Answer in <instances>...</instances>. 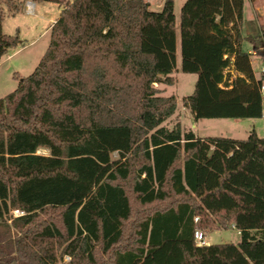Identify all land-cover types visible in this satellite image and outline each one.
Masks as SVG:
<instances>
[{
	"label": "trees",
	"instance_id": "16d2710c",
	"mask_svg": "<svg viewBox=\"0 0 264 264\" xmlns=\"http://www.w3.org/2000/svg\"><path fill=\"white\" fill-rule=\"evenodd\" d=\"M24 1L0 0V59L19 43L2 34V6L14 16ZM243 1L180 9V71L196 75L181 102L195 121L262 118ZM149 7L66 3L37 67L0 99V264H264V138L163 126L177 107L159 88L174 85V2ZM231 225L237 244L195 245L196 228Z\"/></svg>",
	"mask_w": 264,
	"mask_h": 264
},
{
	"label": "rangeland",
	"instance_id": "374dc122",
	"mask_svg": "<svg viewBox=\"0 0 264 264\" xmlns=\"http://www.w3.org/2000/svg\"><path fill=\"white\" fill-rule=\"evenodd\" d=\"M150 5L151 11H157L159 4L165 0H144ZM175 4V20H176V68L172 73L174 85L170 87L159 86L162 91V96H175L177 99V107L175 114L163 123L167 129H172L177 123H180L184 131L192 130L197 136L208 137H223L246 139L249 133L256 131L258 136L264 138V110L260 119H216V120H197L195 121L190 112H187L181 100L191 95L196 81V75L183 74L180 71V47H179V17L180 9L186 0H172ZM62 8L65 4H62ZM41 8V9H40ZM57 5L41 3L37 5V10L34 15H29L24 12V9L12 16L6 7L2 6L3 22L2 34L7 36H17L19 43L16 47L10 48L0 59V99L9 93L13 92L18 85V81L29 76L37 67L41 57L48 47L50 36L49 30L51 23L59 16H55L52 21H49L55 15ZM41 12V13H40ZM40 17H43L41 19ZM245 18L253 22L254 15L251 9L249 0H245ZM242 50L246 53L253 50V47L248 42H243ZM251 68L257 76L260 69L258 59L251 57ZM231 68L224 71V78L229 84L235 78L230 73ZM235 73V72H234ZM236 75V74H235ZM264 109V106H263ZM37 154L48 156L49 153L45 149H39ZM115 159L117 156L113 154ZM204 235H210L211 240L208 242L232 243L237 244L240 241L239 233L235 228L229 226L227 230L218 231L216 233L207 234V230L200 229ZM213 238V239H212ZM68 263V262H66ZM59 264H65L64 259Z\"/></svg>",
	"mask_w": 264,
	"mask_h": 264
},
{
	"label": "crops",
	"instance_id": "0c3cea01",
	"mask_svg": "<svg viewBox=\"0 0 264 264\" xmlns=\"http://www.w3.org/2000/svg\"><path fill=\"white\" fill-rule=\"evenodd\" d=\"M71 1L72 0H45V1L25 0L23 6L21 8V10L24 9V12H26L28 14V12H27V5L28 4H32V13L29 14V15H34L35 16V12L37 10L38 3H39V5L41 3L55 4V5H57V9L55 11L56 13H55V15H53V17L51 19H49V21H52L54 18H56L55 16H59L61 10L63 9L62 8V6H63L62 4H65V3H68V2H71ZM243 2H244L243 3V18H242V23L239 26V34H240L241 38L243 39V41L241 43V50H242V44H243V42H248L247 40H249V39H256L257 37H262L264 35V0H254L253 2H251L249 0V3L251 5V9H252L253 15H254L253 22H250V21H248L245 18V0ZM162 5H163V3L162 4H159L158 9H157L156 12H160L161 11ZM174 11H175V4H174ZM40 18L43 19V17H40ZM56 19L52 21L51 26L54 24V22L56 21ZM249 44L253 47V45L251 43H249ZM253 49H255V48L253 47ZM230 73L233 75V77H236V75H235L236 73H234V71H230ZM254 76H255V78H257V76L255 74H254ZM176 101H177V99H176ZM184 109L187 112H190L188 109H186V108H184ZM191 117L193 118V115L192 114H191ZM249 120H253V119H249ZM188 131H191L192 132V130H188ZM254 132L258 136V134H257V132L255 130H254ZM193 134L196 137H198V138H203V137L197 136L195 133H193ZM259 138H261V137H259ZM232 139H234V140H244V139H236V138H232ZM222 230L223 229H218V230L214 231L213 233H216V232L222 231ZM207 237L210 238V235H208ZM212 244H216V243L209 242L207 245H212Z\"/></svg>",
	"mask_w": 264,
	"mask_h": 264
},
{
	"label": "built area",
	"instance_id": "2783aa9c",
	"mask_svg": "<svg viewBox=\"0 0 264 264\" xmlns=\"http://www.w3.org/2000/svg\"><path fill=\"white\" fill-rule=\"evenodd\" d=\"M27 12L28 14L32 13V4L27 5ZM250 58L254 57L259 60L260 62V69L258 71V79H261L264 77V42L263 45L260 46L259 48H255L252 51H249L247 53ZM251 62V61H250ZM259 94L261 97L262 105L264 106V79H262L260 85H259ZM264 110V109H263ZM22 215V213L15 211L14 216H19ZM198 222V218H194V223ZM233 228H235L233 225H231ZM237 231V230H236ZM239 233V231H237ZM209 239L200 229H195L193 232V240L196 246H205L209 242L207 241ZM210 240V239H209ZM70 260L69 257H64V262H68Z\"/></svg>",
	"mask_w": 264,
	"mask_h": 264
}]
</instances>
